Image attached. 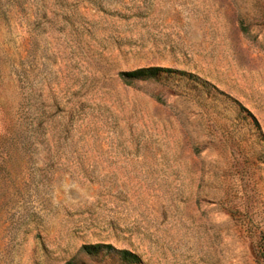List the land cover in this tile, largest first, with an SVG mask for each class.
<instances>
[{
  "label": "rangeland",
  "instance_id": "1",
  "mask_svg": "<svg viewBox=\"0 0 264 264\" xmlns=\"http://www.w3.org/2000/svg\"><path fill=\"white\" fill-rule=\"evenodd\" d=\"M262 134L264 0H0V264H259Z\"/></svg>",
  "mask_w": 264,
  "mask_h": 264
},
{
  "label": "trees",
  "instance_id": "2",
  "mask_svg": "<svg viewBox=\"0 0 264 264\" xmlns=\"http://www.w3.org/2000/svg\"><path fill=\"white\" fill-rule=\"evenodd\" d=\"M177 74H184L179 73L173 69L169 68H161V67H150V68H142L132 72H126L121 74V78L128 82L130 80L133 81H140V80H149V79H157L161 78L162 76H173ZM248 112V111H246ZM248 116L253 119L257 128H260L258 121L255 117L248 112ZM264 138V135L262 134ZM82 252L88 255L94 256L99 255L101 253H111L117 255L121 260L125 261L128 264H141V259L134 253L127 251V250H116L113 246L110 245H86L83 246ZM259 264H264V251L263 253H259Z\"/></svg>",
  "mask_w": 264,
  "mask_h": 264
}]
</instances>
